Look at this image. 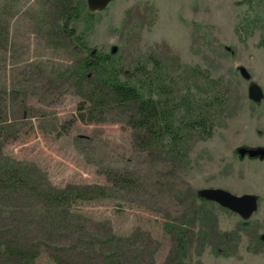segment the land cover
I'll use <instances>...</instances> for the list:
<instances>
[{
	"label": "rangeland",
	"instance_id": "obj_1",
	"mask_svg": "<svg viewBox=\"0 0 264 264\" xmlns=\"http://www.w3.org/2000/svg\"><path fill=\"white\" fill-rule=\"evenodd\" d=\"M248 1L112 0L90 12L86 0H0V248L32 256L0 250V264H264V157L237 153L264 150V0ZM88 53L208 74L223 100L211 134H186L182 155L142 150L125 112L79 110L95 81L80 75ZM67 188L86 194L48 220L43 196ZM207 188L255 195L257 211L243 221L199 198Z\"/></svg>",
	"mask_w": 264,
	"mask_h": 264
},
{
	"label": "trees",
	"instance_id": "obj_2",
	"mask_svg": "<svg viewBox=\"0 0 264 264\" xmlns=\"http://www.w3.org/2000/svg\"><path fill=\"white\" fill-rule=\"evenodd\" d=\"M74 8L77 10L76 6ZM72 32L70 28L68 33ZM82 38H77L81 44ZM147 63L152 66V70L146 66ZM158 64L157 60L148 57L144 63L132 69L122 68L109 63L106 56L88 53L80 64V75L86 77L88 73H95V81L88 85L85 93L89 105L81 102L78 109L94 113L112 107L123 111L127 116L126 124L140 149L159 148L163 152L166 150L167 154L173 152L182 155L186 134H211L214 120L223 104L222 89L216 82L209 81L208 74L196 68L184 70L183 75L174 78L161 74L160 68L156 67ZM197 76L204 80L207 87L200 93L196 87L192 91L189 86V82ZM18 181L21 187L23 181L20 177ZM26 181L32 182L28 176ZM5 187L13 189V185ZM29 188L33 191L32 186ZM47 194L43 196V201L45 212L50 214L49 220L54 215L50 210L52 207H66L72 203L69 201L83 197L86 192L81 188H67L50 189ZM18 249L4 245L0 248L3 254L21 261L32 257L28 252ZM101 264L120 263L105 260Z\"/></svg>",
	"mask_w": 264,
	"mask_h": 264
},
{
	"label": "water",
	"instance_id": "obj_3",
	"mask_svg": "<svg viewBox=\"0 0 264 264\" xmlns=\"http://www.w3.org/2000/svg\"><path fill=\"white\" fill-rule=\"evenodd\" d=\"M111 1L112 0H86V4L90 12H97L103 10ZM238 71L243 79L247 81L250 80V74L244 67L239 66ZM247 95L248 98L256 104H258L263 98L261 88L254 82H250L248 85ZM259 150L261 152H259ZM237 153L240 157L245 155L249 157H264V150L262 149H249L241 147L237 149ZM197 195L203 200L214 202L221 208L235 213L243 221L250 219L251 216L257 211L258 207L257 197L251 194L236 196L224 189L207 188L199 190ZM260 239L262 242H264V234L260 236Z\"/></svg>",
	"mask_w": 264,
	"mask_h": 264
},
{
	"label": "flooded vegetation",
	"instance_id": "obj_4",
	"mask_svg": "<svg viewBox=\"0 0 264 264\" xmlns=\"http://www.w3.org/2000/svg\"><path fill=\"white\" fill-rule=\"evenodd\" d=\"M92 54H94V53H92ZM259 152H261V151L259 150ZM257 202H258V199H257Z\"/></svg>",
	"mask_w": 264,
	"mask_h": 264
}]
</instances>
